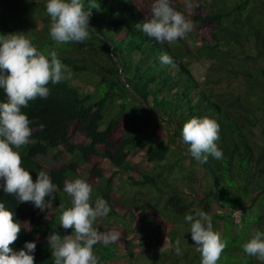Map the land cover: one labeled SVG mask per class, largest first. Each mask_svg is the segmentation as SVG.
Returning a JSON list of instances; mask_svg holds the SVG:
<instances>
[{
	"label": "trees",
	"instance_id": "obj_1",
	"mask_svg": "<svg viewBox=\"0 0 264 264\" xmlns=\"http://www.w3.org/2000/svg\"><path fill=\"white\" fill-rule=\"evenodd\" d=\"M83 5L91 12L90 38L58 45L49 35V15L43 17L46 3L0 0V34L24 33L39 51H56L68 69L62 82L47 85V99L37 98L22 109L33 129L29 143L18 149L22 166L35 182L44 171L36 156L64 147L74 157L48 173L56 185L54 213L0 190V202L22 225L10 247L19 250L35 241L34 264H53L46 237L74 235L59 221L71 207L64 183L84 179L77 168L87 163L92 202L103 198L115 225L94 227L121 233L115 244L94 245L99 264H200L184 220L194 208L209 214L214 231L221 233L225 248L217 264H261L243 245L257 230L264 231V0H194L189 14L179 10L209 34L208 39L197 36L199 45L192 50L187 44L157 43L137 28L146 17L135 0H83ZM36 10L39 15L32 17ZM165 52L175 66L160 63ZM193 61L209 64L202 80L190 70ZM6 99L0 89V101ZM204 116L219 123L223 150L222 159L209 155L207 163L190 156L180 135L187 121ZM71 133L85 143L72 145ZM138 150L143 160L132 164ZM103 160L125 177L126 187L113 190L108 181L102 183L105 188L94 183ZM260 192L250 209H230L249 206ZM134 211L141 213L136 226L130 222ZM160 237L171 246L163 253H133L127 246L130 240Z\"/></svg>",
	"mask_w": 264,
	"mask_h": 264
},
{
	"label": "clouds",
	"instance_id": "obj_2",
	"mask_svg": "<svg viewBox=\"0 0 264 264\" xmlns=\"http://www.w3.org/2000/svg\"><path fill=\"white\" fill-rule=\"evenodd\" d=\"M185 5L192 8L194 0H185ZM46 12L51 19L50 38L58 45L83 43L94 30L90 28L91 12L84 9L83 0H47ZM136 27L160 44L177 41L193 30L192 21L172 6V0H151L150 17ZM159 60L162 65L175 66L166 52ZM67 71L56 51H39L24 33L0 34V89L7 97L0 101V190L13 195L19 203L30 202L40 212L52 207L56 185L46 171H40L34 182L22 166L18 149L29 143L33 133L32 121L22 109L37 98L47 99V85L62 82ZM180 135L188 153L197 161L207 163L209 155L216 160L223 158L218 146L220 125L215 119L193 117L184 124ZM63 191L71 198V207L62 211L60 226L72 229L74 235L62 237L52 232L46 237L53 264H99L94 245L108 247L121 237L119 231L100 232L94 227L98 217L108 216L110 208L103 198L92 202V185L84 179L66 180ZM184 220L190 225L200 264H217L225 243L221 233L214 231L212 217L194 208ZM21 227L14 220V213L0 202V264H34L35 241L25 242L19 250L10 247L17 241ZM176 244V253L180 254L179 241ZM243 250L264 264V231L257 230Z\"/></svg>",
	"mask_w": 264,
	"mask_h": 264
},
{
	"label": "rangeland",
	"instance_id": "obj_3",
	"mask_svg": "<svg viewBox=\"0 0 264 264\" xmlns=\"http://www.w3.org/2000/svg\"><path fill=\"white\" fill-rule=\"evenodd\" d=\"M39 3L43 4L46 3L47 0H38ZM177 1L180 2L181 6H177ZM135 3L137 5V8L144 14L146 18L150 17V6H151V0H135ZM172 6L177 10H181L184 12V14H189L190 10L192 8H188L185 5V0H172ZM39 12L36 10L35 12H32L31 15L37 16ZM47 14L46 12L43 13L44 15ZM204 36V38L208 39L209 34L207 31L204 29L202 30H197L196 25H193V30L186 35V37L178 39L177 41L171 42L170 44L172 46H179L182 44H187V46L192 50L196 48L199 44L196 43V37L197 36ZM169 43V42H168ZM208 62L202 61H193L190 63V70L192 74L198 79L202 80V77L206 73L207 67H208ZM73 83H76V81H73ZM88 90V86L84 87V90ZM70 143L75 146H81L85 143V139L83 136L79 134H74L71 133L70 136ZM143 160L142 156V151L138 150L135 154L131 156V163H141ZM74 161V157L67 153L66 148L60 147L59 151L57 150H49L45 155H38L36 156V162L43 168L44 171L47 173L59 169L61 167H64L65 165H68ZM98 170L100 171L101 175L99 178L95 179L94 183L102 185V183H107L110 184V186L113 187V190H116L118 187H126V181L125 177L119 174H114V169L111 167V165L108 163V161L103 160L101 161L98 166ZM90 170L91 166L87 163L85 164H80L77 168V173L78 175L84 177L85 181L90 183L93 188V182H91V176H90ZM107 184L102 185L103 188L106 187ZM48 212L54 213L55 207H51L47 209ZM141 217V213L139 211H134L130 215V222L132 226H136V223H138V220ZM233 218L235 219L236 222L239 221V213L233 214ZM103 225L106 227H110L113 225V223L108 219V216L106 217H98L97 220L94 222V225ZM115 225H113L114 227ZM127 246L129 250L133 253H138L142 249L146 250L148 255H152L155 253H163L164 251H168L171 246L168 242V240L164 237H160L159 241H155L152 238H147V239H135V240H130V242L127 243ZM144 246V247H142ZM163 247V250L160 251V249ZM123 254L120 252V255ZM144 264V262H140Z\"/></svg>",
	"mask_w": 264,
	"mask_h": 264
},
{
	"label": "water",
	"instance_id": "obj_4",
	"mask_svg": "<svg viewBox=\"0 0 264 264\" xmlns=\"http://www.w3.org/2000/svg\"><path fill=\"white\" fill-rule=\"evenodd\" d=\"M261 194H262L261 192L258 193V194H256L255 197L252 199L250 205L247 206V207H241V208H230V209H232V210H236V209H238V211L246 210V209H250V208L255 204L256 200L258 199V197H259Z\"/></svg>",
	"mask_w": 264,
	"mask_h": 264
}]
</instances>
